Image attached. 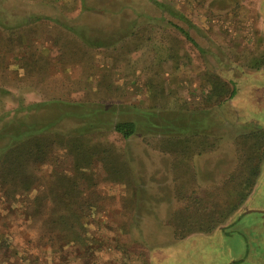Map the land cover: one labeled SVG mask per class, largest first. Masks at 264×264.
I'll return each mask as SVG.
<instances>
[{"label":"rangeland","instance_id":"obj_1","mask_svg":"<svg viewBox=\"0 0 264 264\" xmlns=\"http://www.w3.org/2000/svg\"><path fill=\"white\" fill-rule=\"evenodd\" d=\"M108 1L115 12L81 8L80 0H0L8 24L25 19L0 34V87L9 90L0 92V114L18 103L75 100L127 112L135 105L159 125L142 127L132 151L126 145L134 165L110 156L109 166L96 161L73 173L76 196L63 193L61 179L51 205L48 179H41L34 204L22 194L11 211L0 208V239L9 247L5 255L0 248V264H212L213 252L221 263L242 254L236 234L218 235L229 234L247 209L264 211V127L239 109L248 100L260 110L259 92L230 90L264 63V0H85L104 9ZM30 14L42 18L30 22ZM84 23H112L125 35L85 46L66 28ZM177 116L185 131H165L161 121ZM106 138L120 149L126 144L115 132ZM49 164L70 166L66 158ZM89 202L96 204L88 214ZM79 207L88 214L83 227L65 229L59 216L71 218ZM46 215L58 218L54 249L40 229Z\"/></svg>","mask_w":264,"mask_h":264},{"label":"trees","instance_id":"obj_2","mask_svg":"<svg viewBox=\"0 0 264 264\" xmlns=\"http://www.w3.org/2000/svg\"><path fill=\"white\" fill-rule=\"evenodd\" d=\"M80 3L81 8L84 9L91 7L92 10L115 12L112 9L114 1H108L105 9L104 5L94 2L86 5L85 0H80ZM154 3L158 6L162 5L156 1ZM41 18L40 14L26 16L30 22L38 21ZM24 23L25 19L21 23L11 25L0 16V34L3 35L6 31L10 32L16 27L25 25ZM66 28L85 46L93 47L109 46L122 40L125 35V30L123 31L119 26L112 23L109 27L104 28L86 23ZM177 28L187 39L191 40L186 30L179 26ZM0 92L5 96L9 90L6 87H0ZM232 93L234 91L230 90V96ZM127 107V110L131 112H127L120 104L48 99L18 103L11 110L2 112L0 114V208L11 211L10 207L18 202L16 197L22 194H25L27 199L24 203L31 202L34 204L32 201L39 198L38 190L34 189V184H40L41 179H48L46 182L49 185L48 191L53 196L47 200L49 204L52 205L55 201L54 198H56L55 195L59 194L56 186L61 179L64 186L63 193L74 197L76 196L74 186L77 182L72 174L77 171H85L88 166H97L96 161H101V165L109 166L111 163L108 157L110 156L129 167L130 164L128 163L132 160L127 158L126 145L131 149L129 151H132L131 139L142 127L146 126L147 130L150 131L159 125L155 120L149 118V116H153V113L143 112L135 105ZM123 116H127V118H123ZM141 117H145V119L140 120ZM180 117L163 119L161 122L164 127L162 128L167 129L165 131L168 132L173 129L177 133L184 132V124L181 121L185 119ZM172 125L174 126L172 127ZM111 132H115L126 143L122 146V152L120 147H114L107 143L106 135ZM93 137L94 140L91 142ZM97 137L100 139L95 140ZM64 158L70 163L65 171L49 164L51 160H56V163H59ZM132 164L134 165V159ZM133 169L134 167L131 166L130 170ZM130 175L134 179L133 175ZM41 185L43 184L41 183ZM2 202L5 203L2 204ZM95 204V202L87 203L86 211L88 214L92 212ZM37 211L35 210V212ZM66 211L69 213L72 208L67 207ZM31 212L32 210L28 212V217H30ZM86 214L83 208L79 207L76 214L71 215L74 221L71 218H66L65 214L60 215L59 220L65 229L74 227L75 222H77V226L83 227L82 219L88 215ZM41 220L45 222V228H40L43 231L44 243L49 248L54 249L57 237H55L53 230L58 218L53 215L48 217L46 215ZM3 234L6 235V232ZM112 240L108 238V241ZM74 241H76L75 238L68 239L67 242ZM7 243L5 237L0 239V248L4 250V255L9 248Z\"/></svg>","mask_w":264,"mask_h":264},{"label":"crops","instance_id":"obj_3","mask_svg":"<svg viewBox=\"0 0 264 264\" xmlns=\"http://www.w3.org/2000/svg\"><path fill=\"white\" fill-rule=\"evenodd\" d=\"M255 114H258V112ZM253 116L254 114L251 115V118H249L251 119L252 122H257V121L261 122L258 119H255V117ZM133 167L134 169L136 168L135 166ZM252 196L253 195H251V198ZM247 210L250 211L246 213L244 211L243 215H241V217L235 223V228H233L229 234L220 233L218 235V238L222 237L223 239V237H228V236L229 238H233L234 235L236 234L237 235L236 237L240 239V243L243 245L242 254L236 255L235 257H230L226 261L221 263L220 261H217V255L219 252L216 251L214 252V258L211 260L213 264H264V259H263L264 258V223L257 224V222L254 221L257 219L254 217V214H257L258 218H264V216H261L260 213L256 212L260 210H253V209H247ZM244 216H246V219L244 221L245 223L241 221V218ZM238 222L240 223L238 224ZM255 255L260 258V261L257 260ZM167 262L168 261L166 260L165 263L167 264Z\"/></svg>","mask_w":264,"mask_h":264},{"label":"flooded vegetation","instance_id":"obj_4","mask_svg":"<svg viewBox=\"0 0 264 264\" xmlns=\"http://www.w3.org/2000/svg\"><path fill=\"white\" fill-rule=\"evenodd\" d=\"M263 43H264V37H263ZM242 75L243 76H241L237 82L239 85L236 84L235 86H232L231 90L236 92L237 90L245 88L243 85H247L246 90L248 91L253 90L254 92H257V93L259 92L258 95L261 101L257 102V104L260 105V110H256L253 112V106H252L253 102H250L248 100L243 101L241 104L242 106H240L239 109L243 110L246 113V118H251V115L254 114L253 117L261 121V122H258L256 120L257 121L256 123L261 124L262 127H264V122H263L264 120V63H261L260 65H258V68L257 67L256 69L254 68L253 72H245V74H242ZM247 81H251V84L250 82H247ZM237 86H239V88ZM257 111H258V114H255L257 113Z\"/></svg>","mask_w":264,"mask_h":264},{"label":"water","instance_id":"obj_5","mask_svg":"<svg viewBox=\"0 0 264 264\" xmlns=\"http://www.w3.org/2000/svg\"><path fill=\"white\" fill-rule=\"evenodd\" d=\"M249 211H250V210H246L245 213H246V212H249ZM251 211H253V210H251ZM256 212L260 213L261 216H264V211H256Z\"/></svg>","mask_w":264,"mask_h":264}]
</instances>
